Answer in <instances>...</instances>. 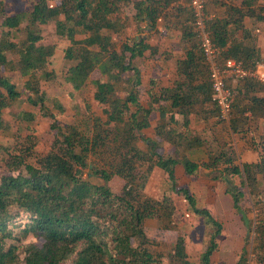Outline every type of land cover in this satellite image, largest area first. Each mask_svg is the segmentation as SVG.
Listing matches in <instances>:
<instances>
[{
	"label": "trees",
	"instance_id": "obj_1",
	"mask_svg": "<svg viewBox=\"0 0 264 264\" xmlns=\"http://www.w3.org/2000/svg\"><path fill=\"white\" fill-rule=\"evenodd\" d=\"M204 1L207 14L209 7L215 11L213 18L205 20V26L213 44L222 50L218 63L224 65L234 59L247 72L245 78L227 83L235 92L229 121L220 119L210 63L196 31L198 21L190 0H38L30 12L10 14L0 2V130L4 129V111L24 99L32 111H24L21 120L34 124L41 119L54 134L41 167L11 154L5 161L7 171L0 175V264H18L16 250L21 242L15 228L24 215L28 222L20 233L42 241L41 245H28L25 264H62L72 256H76L72 264H162L161 256H154L147 248L144 221L155 217L168 230L177 207L172 198L153 199L137 193L154 167L166 174L173 191L184 197L193 214L216 228L201 256V264H212L223 225L211 210L197 206L187 187H177V169L182 167L187 177L195 175L200 165L183 151L204 148L210 152L215 146L229 147L231 141L221 134H254L253 127L258 129L264 120V83L254 76L262 59L252 31L245 27L246 19L264 22V0ZM130 20L144 23L149 36L162 31V27L179 33L180 55L169 86H160L151 78L145 88L138 61L148 52L154 57L156 51L148 35L119 39ZM52 23L56 35L70 42L65 49V60L70 63L64 73L66 83L75 92L91 85L94 99L107 118L92 119L88 133L77 125L61 123L59 115L65 108L51 99L45 86L57 76L51 69L55 47L43 43V27ZM21 33L26 36L24 40ZM9 55L15 57L14 63ZM161 55L171 57L167 51ZM5 70H19L29 77L22 90ZM51 100L57 113L49 105ZM156 113L160 121L155 138H146L143 132L151 128ZM191 115L204 121L215 118L214 130L222 126L218 137L212 133L213 143L208 140L211 134L204 136L191 130ZM140 141L145 151L139 147ZM163 143L173 150L164 154ZM258 145L262 154L257 163L238 165L237 155L230 149V153L221 152L212 163L202 166L218 174L214 182L228 184L226 193L249 231L253 226L242 207L245 194L231 178L244 177L249 195L258 198L254 208L258 207L260 214L253 231L252 252L257 264H264V198L260 190L264 136ZM93 156L102 167L96 168ZM86 170L104 184L84 179ZM116 175L126 181L121 194H115L108 185ZM177 232L169 264H191L185 232ZM133 240L139 241L138 246ZM248 257L249 246H244L237 264H248Z\"/></svg>",
	"mask_w": 264,
	"mask_h": 264
},
{
	"label": "rangeland",
	"instance_id": "obj_2",
	"mask_svg": "<svg viewBox=\"0 0 264 264\" xmlns=\"http://www.w3.org/2000/svg\"><path fill=\"white\" fill-rule=\"evenodd\" d=\"M38 0H0L4 3V7L8 14L16 13L19 11L30 12L32 11L35 3ZM264 5V2L261 4ZM208 15L210 17L215 16V11L210 7L208 8ZM2 18L0 17V22ZM245 27L252 31L254 38L256 39L257 46H264V22L257 20L246 19ZM163 30L150 34L146 32V27L144 23H136L130 20L129 28L121 35L119 39L125 40L128 37L133 38L135 36H149V41L156 51L153 56L159 57L158 63H155L150 54L139 59L138 66L141 68L143 73V82L145 88L148 87V83L151 78L156 79L160 86H169L173 79V69L174 61H166L162 57L163 51H167L169 55H180L178 49V43L180 40V35L178 32L162 27ZM202 26L200 23L196 26V31L200 34ZM43 43L45 45H51L55 47V54L52 58L51 69L57 75L53 83L45 84L48 94L51 99H56L62 103L65 108V112L59 115V120L63 125H77L79 129L84 132H89V127L91 125V120L98 118L100 120H106V116L103 114L101 105L94 99V88L91 85L82 91L75 92L69 84L66 83L64 78V73L70 63L65 60V49L70 45V42L66 38H61L55 33V25L52 23L48 26L43 27ZM241 36V34H240ZM25 34L21 33L20 39H25ZM82 36H78L81 39ZM201 38V36H200ZM116 40H118L116 38ZM69 44V45H68ZM178 51V52H177ZM264 52V48L262 49ZM9 60L16 61L13 55H9ZM13 61V63H14ZM5 73L11 75L12 79L16 83L19 90L23 89L25 82L29 77L23 76L19 70L9 71L5 70ZM2 74V73H1ZM0 74V75H1ZM145 100L147 99L146 96ZM21 99L8 109L4 111L3 122L4 129L0 130V175L7 171L6 160L8 155L22 156L27 162L32 163L38 167L42 165L43 156H45L51 149L52 143L54 141V134L50 131L49 124L41 119L34 124H27L25 121L21 120L20 115L24 111H32L31 106ZM52 100L49 105L54 110ZM158 113H156L151 122V128L145 130L143 135L147 138L153 136L158 122ZM90 123V124H89ZM192 130L196 131L198 134L204 136H209V143H213V126L210 127L209 131L206 124L201 122H194ZM196 128V129H195ZM255 135H257V128L253 127ZM217 133V132H216ZM219 134V133H218ZM224 137L231 141L229 147L219 148L215 146L213 150L207 152L205 149L184 152L187 153L186 156L192 161L197 162L200 165L199 171L191 176H185L182 167L177 169V187H187L190 192L195 196L197 206L200 208H207L211 210L214 217L223 225V230L221 235L217 238L218 250L214 253L212 257V264H237L242 249L244 246H249V262L248 264H257L255 261V256L252 252L253 241H254V229L258 221V216L260 210L254 208V202H257L258 198H252L246 186H244V177H232L233 183L241 187L244 192V198L242 201V207L247 212V217L251 222L253 229H248L244 224L239 214L236 212L231 196L226 193L228 184L223 180L219 182H214L213 179L216 175L213 170L205 169L202 164L212 163L221 152L236 153L235 147L240 151V155L237 153V164L243 166L245 161H252L255 159V154L245 155V146L240 147V142L244 145H249L244 137L235 135L232 138L224 135ZM256 140V139H255ZM261 141L253 142L255 145ZM139 147L145 151V144L140 141ZM162 149L164 154H168L173 150L169 144L163 143ZM257 157V156H256ZM101 161L97 160L96 157H92V163L99 166ZM208 171L207 176L205 173ZM84 179L96 185H103L104 181L98 177H90L89 171H84ZM261 189L263 191L262 197L264 198V178L260 177ZM142 182V180H140ZM125 180L120 176H114L108 183L109 187L115 194H121L123 187L125 185ZM172 183L167 179L166 174L159 168L154 167L150 173L148 180L145 182L144 188H139L137 193L141 196L151 197L153 199H164V197L172 198L175 206L177 207V212L174 217V222L170 229L164 230L162 228V221L157 218H148L144 221V227L146 229L147 240L149 244L147 245L148 250L154 256H161L162 264H169V254L173 251V245L176 238H178L177 231L185 232L186 238V249L189 261L191 264H201V256L203 249L208 245L211 239L215 235L216 228L212 225L206 223V220L193 214L188 207L186 200L183 196L177 195L176 191H173ZM264 217V214H263ZM28 222L27 217L24 215L19 217L16 224H19L15 228V234L20 239V246L17 251V263L25 264L26 249L29 244L35 243L38 245L42 244L41 239H38L32 234L27 236L20 233L23 230L25 224ZM177 232V233H176ZM134 246H138L139 241L133 240ZM76 256H72L70 259L62 264H72Z\"/></svg>",
	"mask_w": 264,
	"mask_h": 264
},
{
	"label": "built area",
	"instance_id": "obj_3",
	"mask_svg": "<svg viewBox=\"0 0 264 264\" xmlns=\"http://www.w3.org/2000/svg\"><path fill=\"white\" fill-rule=\"evenodd\" d=\"M190 6L195 11L198 23L202 26L200 36L207 60L210 63L214 98L219 102L221 108L220 119L229 121L235 92L228 87L227 83L230 79L241 80L245 78L247 72L244 71L242 64L234 59L227 60L224 65L218 63L222 50L213 44L209 33L206 31L205 20L210 19V17L205 11V1L190 0ZM261 65H263L262 62L257 64L258 67Z\"/></svg>",
	"mask_w": 264,
	"mask_h": 264
},
{
	"label": "crops",
	"instance_id": "obj_4",
	"mask_svg": "<svg viewBox=\"0 0 264 264\" xmlns=\"http://www.w3.org/2000/svg\"><path fill=\"white\" fill-rule=\"evenodd\" d=\"M77 38H78V36H77ZM180 41V40H179ZM150 42V41H149ZM152 44V43H151ZM69 45V44H68ZM68 47V46H67ZM66 47V48H67ZM264 48V46L262 45L261 47H260V45L258 46V49H259V51H260V55H261V62L263 63V65H261V66H259V67H257V71H256V73H255V78L256 79H258L260 82H262V83H264V52L262 51V49ZM64 56H65V54H64ZM157 58H159V57H151V59L155 62V63H158L160 60H158ZM161 59H164V60H166V61H174V69H173V76L175 77V69H176V63H177V59H178V56L177 55H174V56H171V57H169L168 59H165V58H161ZM159 115V114H158ZM168 117V116H167ZM169 118V117H168ZM175 118H176V120L178 121V123H182V121H181V118L178 116V114H176L175 115ZM190 119H191V124H190V128H191V130H192V128H194L193 127V123L194 122H201L202 124H206V127L208 128L206 131H209V129H210V127L211 126H213L214 125V123L216 122V119L214 118V119H211V120H209V121H204V120H202L201 118H199L198 116H196V115H191V117H190ZM157 121H160V116H158V118L156 119ZM158 124H159V122H158ZM172 126H174V124H172ZM152 127V126H151ZM157 127V126H156ZM222 126H218V128L216 127V130H214V131H216V132H214L215 134H216V136L218 135V133H220L221 134V132H222V128H221ZM156 129V128H155ZM196 129V128H195ZM217 129H218V131H217ZM194 131V130H193ZM194 133H197L196 131H194ZM201 134V133H200ZM221 135H227L228 137H230V138H232L233 139V137L235 136L234 134H227L226 132H224L223 134H221ZM254 135V136H253ZM238 136H241V137H244V140H247V142H249L248 144L249 145H244V143H242V142H240V147L241 146H245V150H244V152H245V155H244V157L246 158V156H248V155H253V154H255L256 156H255V159L253 160L252 159V161H245V163H257L258 161H259V159H260V157H261V154H262V150H261V147L259 146V145H255L253 142H257L258 140H260V138H261V136L263 137L264 136V120H262V121H260V123H259V127H258V130H257V135H255V132H254V134H250V135H246V136H242V135H238ZM218 137V136H217ZM147 138V137H146ZM149 138H155V130H154V134H153V136H150ZM256 139V140H255ZM172 148V147H171ZM204 149V148H203ZM196 150H201V148L200 149H196ZM196 150H192V151H196ZM235 150H236V153H237V155L239 156L240 155V151L239 150H237V148L235 147ZM187 154V153H186ZM185 154V155H186ZM208 171H206V173H205V177H208L207 176V173ZM229 195V194H228ZM229 196H231V195H229ZM231 199H232V197H231ZM232 201H233V199H232Z\"/></svg>",
	"mask_w": 264,
	"mask_h": 264
}]
</instances>
